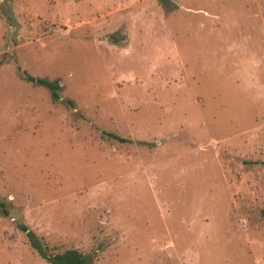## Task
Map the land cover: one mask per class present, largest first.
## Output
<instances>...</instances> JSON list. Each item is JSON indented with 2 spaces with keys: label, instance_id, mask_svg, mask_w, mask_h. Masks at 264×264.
<instances>
[{
  "label": "rangeland",
  "instance_id": "374dc122",
  "mask_svg": "<svg viewBox=\"0 0 264 264\" xmlns=\"http://www.w3.org/2000/svg\"><path fill=\"white\" fill-rule=\"evenodd\" d=\"M263 210L264 0H0V264H264Z\"/></svg>",
  "mask_w": 264,
  "mask_h": 264
},
{
  "label": "trees",
  "instance_id": "16d2710c",
  "mask_svg": "<svg viewBox=\"0 0 264 264\" xmlns=\"http://www.w3.org/2000/svg\"><path fill=\"white\" fill-rule=\"evenodd\" d=\"M17 70L20 74V76L23 79H26L28 81L37 83L45 88H47L50 92V95L53 99H59V85L56 80H46L44 78H38L29 75L24 69H21L20 67L17 66ZM105 136L108 139H114L117 141H124L123 138H120L119 136L112 134L111 132H104ZM4 214H6V210L2 209L1 210ZM262 215L264 216V210L262 211ZM21 229L26 232V235L28 237V240L30 241L31 246L33 247L34 250H36L40 256L46 257V254L44 253V245L37 243L33 240V234L29 230H27L24 226H21ZM51 264H85L84 258L77 253L75 250H65L61 253L54 254L52 258L50 259Z\"/></svg>",
  "mask_w": 264,
  "mask_h": 264
}]
</instances>
